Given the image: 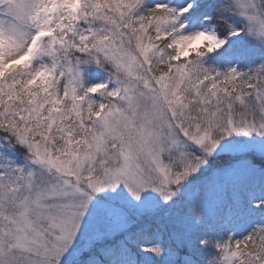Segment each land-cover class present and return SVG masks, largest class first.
Wrapping results in <instances>:
<instances>
[{"label": "snow or ice", "instance_id": "1", "mask_svg": "<svg viewBox=\"0 0 264 264\" xmlns=\"http://www.w3.org/2000/svg\"><path fill=\"white\" fill-rule=\"evenodd\" d=\"M156 219L145 254L264 264V0H0V264H139Z\"/></svg>", "mask_w": 264, "mask_h": 264}, {"label": "rangeland", "instance_id": "2", "mask_svg": "<svg viewBox=\"0 0 264 264\" xmlns=\"http://www.w3.org/2000/svg\"><path fill=\"white\" fill-rule=\"evenodd\" d=\"M228 49V55L231 56V59L233 62L235 61H240L241 66L243 67L245 64L248 62V58H250L253 49H251L249 42L244 39L243 37L241 38H232L228 45L225 46ZM223 51V50H222ZM244 70H247L246 68ZM215 167V166H213ZM208 173L204 174V178H206ZM204 180L201 179L199 183H203ZM259 195V192L257 191L256 193ZM97 199L99 201L103 202H111L114 204H118L121 201H127L128 205L131 206L132 208L135 209H140L144 207V201L151 199L155 203H159V199L156 196V194H152L151 197L145 196L144 201L141 202H136L131 200L128 197V194L126 190H124L123 186H121V189L119 193H112V192H107V193H101L98 195ZM179 205H173L172 209L175 211L176 208H178ZM162 211H167V209H162ZM153 221V218H143L141 219L140 223L141 224H151ZM160 221L162 222L163 226L167 225L168 228H170V239L175 240L176 243H180L181 241L178 239V235L183 231V226L179 223L172 224L169 223L166 219L164 220H159L156 219L155 222L160 224ZM89 228V222H85L84 230L86 231ZM214 228V225H206L199 231H211ZM197 235L199 234L198 232L196 233ZM123 236L124 234L117 232L115 237ZM156 243H163L165 248L168 249H174L171 247L169 244H167L160 233H154L153 229H145L140 235L139 239L135 242V246L133 248V254L134 258L138 260L139 264H172V258L168 253H165V255L162 258H156L155 256L148 255L143 253L142 251L139 250V248L136 245H143V246H152L153 244ZM193 243V239L191 238V244Z\"/></svg>", "mask_w": 264, "mask_h": 264}, {"label": "trees", "instance_id": "3", "mask_svg": "<svg viewBox=\"0 0 264 264\" xmlns=\"http://www.w3.org/2000/svg\"><path fill=\"white\" fill-rule=\"evenodd\" d=\"M230 41V40H229ZM232 162V160H231V158L229 157V156H227V155H224V156H222L220 159H217V160H214L212 163H213V166H222V165H226V164H229V163H231ZM160 220V219H159ZM153 222V221H152ZM160 225H161V227H160V229L159 230H156V229H154L153 228V232L154 233H160V235L162 236V238H163V240L167 243V244H169L171 247H173L174 249H177L178 248V246L180 245V243H176L175 242V240H173V239H170V237H169V235H170V228H168L167 227V225H164L163 226V224H162V222L160 221ZM196 235L197 234H194L191 238L193 239V243H192V245L193 246H195L196 245ZM117 240H123L124 239V237L123 236H119V237H115ZM133 246H135V244L133 245ZM191 249L190 248H187V247H185V248H182V249H180V251H181V255H184V254H186L187 252H189Z\"/></svg>", "mask_w": 264, "mask_h": 264}]
</instances>
